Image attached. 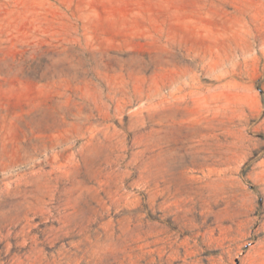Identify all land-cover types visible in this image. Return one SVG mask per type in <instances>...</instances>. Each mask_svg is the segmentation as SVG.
<instances>
[{"label":"rangeland","instance_id":"374dc122","mask_svg":"<svg viewBox=\"0 0 264 264\" xmlns=\"http://www.w3.org/2000/svg\"><path fill=\"white\" fill-rule=\"evenodd\" d=\"M0 264H264V0H0Z\"/></svg>","mask_w":264,"mask_h":264}]
</instances>
